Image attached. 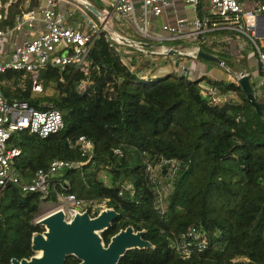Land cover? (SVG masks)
<instances>
[{
    "label": "trees",
    "instance_id": "1",
    "mask_svg": "<svg viewBox=\"0 0 264 264\" xmlns=\"http://www.w3.org/2000/svg\"><path fill=\"white\" fill-rule=\"evenodd\" d=\"M87 1L102 12L99 0ZM25 4L11 0L0 10V28L13 27L21 12L37 8L39 1ZM222 34L202 36L201 50L222 57L236 71L229 45L220 52L210 48ZM148 51L114 44L101 33L88 53L87 72L47 65L40 70L41 93L32 91L25 72L1 73L0 89L8 102H27L41 111L53 108L63 121L58 132L44 139L27 131L12 134L9 146L20 152L12 166L28 182L53 160L82 161L74 143L84 137L92 144L91 161L61 171L53 184L61 191L58 183L63 182L65 194L78 199H108L119 213L109 233L127 226L146 231L144 239L154 248L130 251L118 264H264V112L255 111L235 80L202 76L192 81L173 70L157 71L167 63L150 73L155 77H146L152 62L160 63ZM243 55L237 61L245 69ZM257 73H263L259 65ZM207 85L222 94L233 92L237 103L210 105L200 94ZM161 157L178 166L160 215L146 161L153 165ZM101 171L109 173L108 185L98 178ZM123 184H131L133 194L117 196ZM46 200L56 201L53 192ZM41 201L39 194L12 185L0 192V264L32 255L31 236L41 231L34 223ZM192 227L207 233V247L180 260L169 247L170 237ZM65 264L76 261L68 258Z\"/></svg>",
    "mask_w": 264,
    "mask_h": 264
},
{
    "label": "built area",
    "instance_id": "2",
    "mask_svg": "<svg viewBox=\"0 0 264 264\" xmlns=\"http://www.w3.org/2000/svg\"><path fill=\"white\" fill-rule=\"evenodd\" d=\"M42 2L43 4L35 9L22 11L13 27L0 29V41L9 40L8 43L0 46V74L6 71H23L29 74L34 93L42 92L40 70L47 65L57 67L61 71L73 66L86 73L88 53L103 33L101 24H98L87 10L73 0H42ZM182 2L193 13L192 19L189 21L186 18H177L174 25H162L161 31L165 33L162 37H157L149 31L151 18L165 14L173 6L174 0H140L139 8L136 7V0H113L112 11L103 16L110 28L111 20L119 19L123 21L124 26L127 24L133 26L136 33L147 40L184 41L192 44L188 48V53L201 50V37L206 34L224 32L234 35L233 38L238 40L236 45L238 54L242 56V52L252 48L264 75V51L255 41L264 39V0H182ZM10 3L11 0L5 3L0 1V10L7 8ZM247 4H250L249 10L245 9ZM62 5L75 7L81 13L82 21L76 25L66 26L65 22L71 18L72 13L62 12L60 10ZM187 25L191 26V30H185ZM23 30H27L29 35L18 39L17 34ZM241 37L245 38L246 42L244 40L239 42ZM226 39H230L229 35L222 37L221 43ZM145 54L161 56L164 60L171 58L162 54L159 49L149 50ZM178 75L188 78V69L181 68ZM248 75L250 76L249 73ZM200 94L212 106H221L230 102L213 85L202 88ZM62 127V116L57 110L49 108L41 111L27 102H8L0 89V192L12 185L23 193L39 194L41 202H45L53 192L56 209L63 208L66 214L72 210L79 212L87 210L90 214L96 215L100 210L109 208L108 199H78L73 194H65L67 188L64 187L63 182L58 183L61 191H57L53 184L61 171L77 170L91 161L92 144L88 139L80 137L74 143V147L78 148L83 158L82 161L53 160L46 168L36 170L28 182L24 181L11 164L20 153L9 146L12 134L27 131L44 139L58 132ZM114 154L121 156L119 150H115ZM177 166L178 162L175 160L162 157L155 160L153 165L149 160L146 161L148 178L155 195L154 208L160 215L166 210V199L171 190V177L177 171ZM126 191L133 194L131 184H123L117 196H122ZM206 236L205 231L192 227L178 235L172 234L169 247L178 259L187 260L207 247ZM241 260L237 259V261Z\"/></svg>",
    "mask_w": 264,
    "mask_h": 264
},
{
    "label": "water",
    "instance_id": "3",
    "mask_svg": "<svg viewBox=\"0 0 264 264\" xmlns=\"http://www.w3.org/2000/svg\"><path fill=\"white\" fill-rule=\"evenodd\" d=\"M73 1L92 14L100 22L105 36L118 45L148 50L159 49L162 54L168 56L190 57L223 67L235 79L255 111L259 115L263 114L264 102L256 99L250 85L248 71L236 73L227 67L225 59L202 50L188 53L169 46L138 42L122 37L108 26L103 14L96 10L90 2L87 0ZM67 214L63 208H57L35 221V225L43 227V231L33 233L31 236L32 256L29 259H12L10 264H64L69 256L79 260L78 264H118L119 260L129 251L154 248L142 239L145 231L135 232L132 227L119 230L105 246L100 234L107 230L118 217V213L113 208L100 210L93 217L87 210L83 212L72 210Z\"/></svg>",
    "mask_w": 264,
    "mask_h": 264
},
{
    "label": "crops",
    "instance_id": "4",
    "mask_svg": "<svg viewBox=\"0 0 264 264\" xmlns=\"http://www.w3.org/2000/svg\"><path fill=\"white\" fill-rule=\"evenodd\" d=\"M29 1L26 0L25 8L28 7ZM99 3L103 7L109 6L108 0H99ZM41 4H43L42 0L39 1L38 6H40ZM139 5H140V0H136V7L139 8ZM68 8H69V6H65V5L60 6V10L62 12H64V11H67L68 12ZM192 17H193V13L188 9L187 6L184 5V3L182 2V0H174L173 6L171 8H169L165 12V14H162L159 17H152L151 18V26H150L149 31L152 34H154L155 36H157V37H162L165 34V33H163L161 31V26L162 25H164V24L174 25V23H175V21H176L177 18H186L187 20L190 21L192 19ZM0 18H1V15H0ZM0 21H1V19H0ZM188 26H190V25H187L186 28H185V30H191V26L190 27H188ZM5 28H7V27H5ZM134 32L136 33L135 30H134ZM118 33L121 34V35H124L126 38H130L131 37L129 34H124L122 32H118ZM27 34L29 35V32L27 30H23L22 32H20V33L17 34V37H18V39H21L23 37H26ZM233 36L232 35H229V38L230 39H226V41L224 43H221V39H220L218 41V43H217V46L216 45H211L210 48L212 49L213 52H220L221 48L229 45V47H231V49L233 50L232 51V54H233L232 55V61L230 63L234 67L237 68V70L234 71V72L238 73V72H242V71H248V73L250 74V78H249L250 83H251V78L252 77L253 78L255 76L258 77L259 82L256 84L257 85L256 86L257 94L255 93L254 85L253 86L251 85V86L253 87V90H254V94H255L256 99L259 100L260 102H264V75H263V73L262 74H258L257 73L258 62H257L256 56L254 54L252 55V53H251V57H250V59L248 61V64L246 65V68L245 69L242 68L241 66H239L238 61H237L240 58V57H238L239 55L237 56V59L234 60L235 54L236 55L238 54V52L236 50L237 49L236 48V45L238 44V42H237L238 40L234 39ZM130 39L131 40H134V41H137L136 38H130ZM145 40H147V39H145ZM148 41H152V40H148ZM240 41H243V40L241 39V40H239V42ZM8 42H9V40H7V39L4 40V41L1 40L0 41V46L3 45L4 43H8ZM138 42H140V41H138ZM153 42H155L158 45H160V44H164L163 42H166V41H153ZM167 43H177V42H170L169 41ZM191 46H192V44L186 43V46L176 45V46H169V47H175L176 49H178L180 51L188 52L187 50ZM245 52H249V50L248 51H245ZM245 52H242L241 54L243 55V54H245ZM178 58L179 57H177V56H171V58L166 59V60H163L164 63L176 62V65L178 66L176 71H174L168 65L165 66L166 68H162L163 66H161L157 71H159V70H165L166 72H170L171 70H173L174 73L179 74L180 69L181 68H186L185 65L187 66V64L189 62H187L186 60L184 62L185 64H183L182 62H177L179 60ZM206 64H209V65H206ZM206 64L204 65V67L203 66H199L197 64L194 65L193 68H195V70H197V72H198V75H200L199 78L202 77V76L203 77L204 76H207L209 79H212L213 81H226L225 79H222V78L218 77L217 73L215 72V69L216 68H219L218 65L213 64V63H209V62H207ZM188 67H190L189 64H188ZM166 69H168V70H166ZM188 72H189V77L191 78L192 74L194 73V70L188 69ZM223 96L226 97V98H228V100L230 102L237 103V101H238L236 94H234L233 92L226 93Z\"/></svg>",
    "mask_w": 264,
    "mask_h": 264
},
{
    "label": "rangeland",
    "instance_id": "5",
    "mask_svg": "<svg viewBox=\"0 0 264 264\" xmlns=\"http://www.w3.org/2000/svg\"><path fill=\"white\" fill-rule=\"evenodd\" d=\"M38 1H41V0H38ZM108 3L110 4V6H106V7H103V10H102V14H106V13H109L110 11H112V3H113V0H108ZM245 9H250V4H247L245 6ZM68 11L72 13V16L71 18L65 22V25L66 26H72V25H76L77 23H80L82 21V15L81 13L75 8V7H72L70 6L68 8ZM98 24L100 23L97 19L95 20ZM70 22H72V24H70ZM110 26L112 28V30H114L117 34H119L118 32H122L124 34H129L131 37L130 38H136L137 40H139L141 42L142 39H144L143 37L139 36L138 34H136L133 30V26L131 27V25L127 24V25H123V21H120L119 19H112L111 22H110ZM1 30H3L4 28H0ZM118 31V32H117ZM33 32V31H32ZM130 32V33H129ZM121 35V34H120ZM226 36V33L225 35L222 34V37ZM129 38V39H130ZM242 40H244L246 42V39L241 37ZM145 40V39H144ZM220 40V39H219ZM217 40V41H219ZM262 49H264V39H256L255 40ZM209 40H205V43L203 45H205L204 47H208L209 44H208ZM144 43H149V44H157L153 41H148V40H145ZM164 44H160V45H163V46H176V45H181V46H186V42L184 41H180V42H177V43H167V42H163ZM124 46V45H123ZM124 47H127V46H124ZM130 48V47H129ZM251 48V47H250ZM188 51V50H187ZM264 51V50H263ZM183 52V51H182ZM246 54H244L243 56L246 58V62L248 64V61L251 57V53L253 55V49L251 48L249 50V52H245ZM239 55V54H238ZM242 55V54H241ZM151 56V55H149ZM240 56V55H239ZM155 57V56H154ZM241 57V56H240ZM157 61L159 60L160 63H155V62H152V65L153 66H150L147 73H146V77H155L153 75V73L150 75L151 72H153L156 68V66L159 64V65H162L164 63V59L161 57V56H158V57H155L153 60H156ZM179 60L177 62H182L183 64H185V60L187 62H189V66L188 67V64L187 66L185 65V67L187 69H192L194 70V73L192 74L191 78L189 77L188 79L192 80V81H195V80H198L199 79V76L198 75V72L197 70H195L194 65L197 64L199 66H203L205 65V63L201 62V61H197V60H194L190 57H179L178 58ZM240 59V58H239ZM156 61V62H157ZM168 65L170 68H172L174 71L177 70V65H176V62H170V63H167V64H163L162 68H166L165 66ZM206 65H209V64H206ZM192 67V68H191ZM219 67V66H218ZM215 72L217 73L218 77L222 78V79H225L226 81L228 82H232L234 80V78L232 77V75L229 73V71L225 70L223 67H219V68H216L215 69ZM219 72V73H218ZM258 76V75H257ZM256 77V76H255ZM251 78V83H252V86L254 85V90H255V93L257 94V90H256V84L259 82V79L258 77L256 78ZM218 82V81H217ZM253 88V87H252ZM35 97H39V95L37 94H34ZM109 173L107 171H101L98 175V178L103 181L106 185L109 184ZM56 209V203L55 202H51V201H48L46 200L45 202H41L40 203V208H39V212L36 216V219L35 221L41 219L42 217L46 216L47 214L53 212L54 210ZM43 228V227H42Z\"/></svg>",
    "mask_w": 264,
    "mask_h": 264
},
{
    "label": "flooded vegetation",
    "instance_id": "6",
    "mask_svg": "<svg viewBox=\"0 0 264 264\" xmlns=\"http://www.w3.org/2000/svg\"><path fill=\"white\" fill-rule=\"evenodd\" d=\"M109 207V206H108ZM110 208V207H109ZM116 211V210H115ZM117 212V211H116ZM89 213V212H88ZM118 213V212H117ZM89 215L91 216V217H93V216H95V215H92V214H90L89 213ZM118 216H119V213H118ZM118 218V217H117ZM116 218V219H117ZM115 219V220H116ZM114 220V221H115ZM114 221L111 223V226L107 229V230H105L104 232H102L100 235H101V238H102V241H103V244L105 245V246H107L108 245V243H109V240H110V238L112 237V236H114L117 232H115V233H109L110 231H111V228H112V226H113V224H114ZM34 223H35V221H34ZM127 227H132V226H127ZM126 227V228H127ZM133 228V227H132ZM125 229V228H124ZM120 230H122V229H120ZM133 230L135 231V232H138V231H142V230H136L135 228H133ZM43 231V228L41 227V231L39 232V233H41ZM143 231H145V230H143ZM146 232V231H145ZM145 234V233H144ZM144 234H143V236H142V239L144 240V241H146V242H148V243H150L148 240H146V239H144ZM151 244V243H150ZM148 250H152V249H148ZM133 251V250H132ZM147 251V250H146ZM130 252V251H129ZM128 253V252H127ZM32 256V255H31ZM30 256V257H31ZM30 257H27V258H23V259H29ZM68 258H72L74 261H76V264H78L79 263V260H77L75 257H73V256H69V257H67L66 259H65V262H66V260L68 259ZM21 260V259H20ZM120 261V260H119ZM65 262H64V264H65ZM119 263V262H118Z\"/></svg>",
    "mask_w": 264,
    "mask_h": 264
}]
</instances>
